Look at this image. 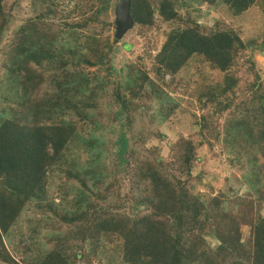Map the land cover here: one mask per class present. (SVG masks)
<instances>
[{
	"label": "trees",
	"instance_id": "1",
	"mask_svg": "<svg viewBox=\"0 0 264 264\" xmlns=\"http://www.w3.org/2000/svg\"><path fill=\"white\" fill-rule=\"evenodd\" d=\"M30 1L44 11L25 22L3 50L7 69L0 89V261L81 264L86 257L100 254L108 264H264L260 210L264 207V78L253 57L243 62L247 66L242 75L231 69L239 65L238 58L248 46L235 30L202 24L189 12L183 18L174 6L176 1L179 6H191L213 0H130L133 26L127 32L141 43L123 45L133 48L134 59L118 68L110 62L112 42L109 38L102 42L92 25L104 0H97L99 5L90 15L72 22L62 14L57 17L55 0ZM221 1L239 15L256 0ZM7 13L0 0V46L9 24ZM167 22L176 25L164 29ZM56 23L59 31L53 28ZM109 24L114 25V20L104 21L102 28ZM155 31L163 35V41L153 52L150 40ZM193 57L223 73V83L216 94L208 91L206 95L215 104L212 112L199 117L192 113L195 131L180 133L162 153L159 143L153 142L166 137L158 129L149 137L131 135L133 115L131 103L126 102L138 95H155L162 104L160 113L167 100L178 106L162 86H173ZM91 66L99 74L86 70ZM109 70L124 78L125 87L114 98L121 102L118 114L125 125L112 124L111 136L95 120ZM140 108L149 110L151 105ZM227 111L228 118L220 123L217 116ZM95 126L102 130L95 131ZM77 139L87 159L61 167ZM203 144L221 160L224 155L231 165L246 169L241 175L245 195L196 189L205 179L209 183L199 152ZM111 152L118 159L129 154L122 167L130 174L124 197L116 182L109 181L116 175L105 161ZM57 166L71 184L68 189L60 184L61 193L54 196L48 186L55 176L52 168ZM30 205L51 219L47 227L58 223V231L46 238L41 236L44 229L39 220L22 219ZM19 220L33 226L28 235L21 233L14 241ZM18 251L20 259L13 254Z\"/></svg>",
	"mask_w": 264,
	"mask_h": 264
},
{
	"label": "rangeland",
	"instance_id": "2",
	"mask_svg": "<svg viewBox=\"0 0 264 264\" xmlns=\"http://www.w3.org/2000/svg\"><path fill=\"white\" fill-rule=\"evenodd\" d=\"M55 1L58 3L56 8L57 17L62 14L66 16V21L71 22L75 20H81L82 17L90 15V13L95 9V5H99L97 0ZM4 2L5 10L9 12L7 13L9 16V24L7 26V30H5L2 34L3 43L0 46V89L5 86L4 79L7 69L4 67L6 66V59L5 65H3L5 56L3 50L5 46L12 41L13 34H15V32H17L25 22L35 20L37 17V12L44 11L43 8L34 7L31 4L32 1L30 0H4ZM116 2L117 0L102 1L100 7L103 9L99 12L95 22L92 23L97 32H99L98 35L100 36L102 42L108 40L107 38H109L108 41L112 42V52L109 53L111 56L110 62L114 68H118L123 61L128 62L130 59L133 60L134 56L132 54V47H137V45H139L138 43H141V41L137 40L136 36L133 38L132 34L127 31L123 38H120L115 42L114 25L109 24L104 29L102 28L104 27V21L108 23L113 22V8ZM92 5L93 7H91ZM174 6L178 14H182L183 18H186L189 12L191 17H195L196 20L202 24H208L209 26H212L217 23L220 26L226 25L235 30L242 39L243 43L248 46L247 48L243 49V55L238 58L239 65H234L231 69H236V74L238 76L242 75L247 66V63L243 62L248 57H253L256 67L261 71L262 78H264V0H256L239 15H234L231 9L226 4L222 3L221 0H213V2H193L191 6H179L178 1H176ZM167 25L172 28L176 25V23L167 22V24H164V29ZM53 28L54 30L57 29L59 31L61 26L56 23ZM80 30L88 32L86 29ZM64 31L66 32V29H64ZM162 41L163 35L159 34V31H155V34L150 40L153 52H156L159 49ZM125 43L132 44V47H129V49L123 47ZM250 44L252 45L250 46ZM199 62L200 61H198L196 57L191 58L189 67L184 71V73H179L177 75L176 80L173 82V86L169 88L167 86H162V88L168 92L169 96L176 100L178 106H174L169 100H167L165 105H163L166 106V108L160 113L158 108L162 104L161 102L159 103V101H157L155 95H152L151 98H146L145 96L141 97L138 95L137 98H132V102H126V105L131 103L130 113L133 115L131 135L139 133L146 135L149 132L158 129L159 131L163 132L166 137H164L160 142L157 140H153V142L159 143L162 153H166L172 144V140H175L180 133L189 135L195 131V127L192 126L193 117L191 114L194 113L199 117L202 112H212L215 104L208 102L206 95H208V91L209 94L217 93V86L223 83L224 76L223 73L211 68L208 64L205 65ZM145 66V68H148V65ZM195 66L200 67L195 68ZM86 70L94 71L95 73L99 74L98 70H96L94 66L87 67ZM109 71L111 73H108V75L106 74L107 77H104L106 88L100 92V94H102V100L99 101V105L96 107L95 120L105 127L106 134L111 136L109 131L112 124H114L116 127L117 125H125L123 118L118 114L121 102L118 103L114 100L115 94L117 92L123 93L125 91V87L123 85L124 78L117 72L112 70ZM165 80L167 81L168 79ZM159 84H161V82ZM205 101L206 106H203L202 103ZM145 102L151 105V109L148 110L143 108L141 111L140 107H143V105L146 104ZM133 109H136V111H132ZM140 112L141 115L139 116ZM166 112L169 113L165 114ZM163 114L166 115V117H164ZM228 115L229 114L227 111L220 117L217 116V119L220 123H224L225 119L228 118ZM3 116L6 117L7 114H4ZM162 116L164 118H162ZM214 116L215 115H213V117ZM97 130L101 131L102 129H98V127L95 126V131ZM78 131L81 132V129ZM119 133L120 131L117 132V135ZM84 134L87 135V132H84ZM149 136L150 134L147 135V137ZM110 139L111 141H114L113 137H110ZM80 142L81 139H77V141H73L70 144L68 150L65 153L64 161L61 163V167L67 168V166H72L76 159H79L80 161L87 159V154H85L84 151L85 149L80 146ZM206 148L207 144H203L202 147H200L199 152L201 156L203 155V168L207 170L209 183L207 179H205V183L203 185H197L196 189H200L201 191H212V194H215L218 189H222L228 190L230 196H233L235 191H237L238 194L245 195L246 187L243 184L244 179L241 175L242 172H246V169L244 168L240 170L238 167L231 165L229 161L224 158V155L221 157L223 160H221L219 156H216L215 153L210 152L209 149ZM128 157L129 154L125 152L124 157H122V159H118L116 154L111 152L108 153V157L105 159L107 166L115 170L112 175L115 173L116 175L114 177L111 176L109 181L114 180L116 182L121 197L127 195V191L129 189L128 184L130 174H125V170L122 168L125 166V160L127 164ZM52 169L55 171V176L52 177L51 180L49 179L48 190L52 195L58 196V194L61 193L59 189L60 184L62 187H67L71 184V181H67L65 179V175L62 174L58 166L57 169H55V167ZM212 176H217V178L212 179ZM236 178H238L237 181L235 180ZM68 188L69 187L66 189ZM67 198L71 200L72 196L69 195ZM260 210L261 214L264 215V207H261ZM126 211L131 213V209L129 208H126ZM27 216L33 218V220H39L44 229V231L41 233V236L46 234L47 238L48 236H51L50 234H53L55 230L58 231L56 228L58 223L54 221L55 224L48 225L47 227V223L51 219H46L43 211L35 209L32 205L26 207L21 218L23 219ZM19 221L21 223H19V226L16 228L17 234L15 235L16 238L14 237V241H17L21 237V233L28 235L33 226L32 224H26V222L23 220ZM242 231L244 235H246L247 228H243ZM107 248L110 249L111 245ZM13 254L15 255V258L20 259L21 253L19 251L18 253ZM86 263L108 264L106 256L100 254L92 258L86 257L85 261L81 264ZM0 264L7 263H2L0 261Z\"/></svg>",
	"mask_w": 264,
	"mask_h": 264
},
{
	"label": "water",
	"instance_id": "3",
	"mask_svg": "<svg viewBox=\"0 0 264 264\" xmlns=\"http://www.w3.org/2000/svg\"><path fill=\"white\" fill-rule=\"evenodd\" d=\"M132 26L130 0H117L114 7V41L122 38Z\"/></svg>",
	"mask_w": 264,
	"mask_h": 264
}]
</instances>
